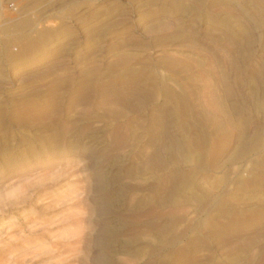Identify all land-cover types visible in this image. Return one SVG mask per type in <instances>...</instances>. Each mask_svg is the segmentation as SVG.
Returning <instances> with one entry per match:
<instances>
[{"label":"rangeland","instance_id":"rangeland-1","mask_svg":"<svg viewBox=\"0 0 264 264\" xmlns=\"http://www.w3.org/2000/svg\"><path fill=\"white\" fill-rule=\"evenodd\" d=\"M0 264H264V0H0Z\"/></svg>","mask_w":264,"mask_h":264}]
</instances>
